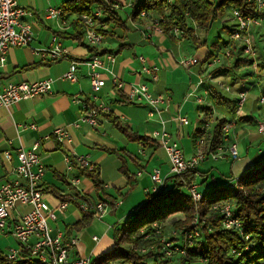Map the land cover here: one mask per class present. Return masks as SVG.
<instances>
[{
    "label": "crops",
    "instance_id": "crops-1",
    "mask_svg": "<svg viewBox=\"0 0 264 264\" xmlns=\"http://www.w3.org/2000/svg\"><path fill=\"white\" fill-rule=\"evenodd\" d=\"M53 1L19 0V5L31 13L26 20L34 26L35 36L32 46L47 45L56 35L55 31H62L65 33L58 36V39L65 49L66 56L54 61L35 54L30 47H12L9 50L6 64L0 68V78L4 83L33 82L53 78L54 84L52 93L23 99L9 107H0V185L8 181H21L13 172L16 160H8L5 152H16L21 147H29L39 142V153L46 167L42 187L47 202L51 206H57L64 196H73L76 192L86 194L97 201L100 195L93 181L85 176L78 166L72 164L69 168L66 160L67 155H87L99 169L100 180L105 184L104 194L115 200V204L110 206L103 218L94 217L86 227L78 230L74 226L82 220V212L71 203L56 221H52V227L53 234H62L65 241L71 238L77 239L70 250L71 258L89 256L94 260L114 248V225L132 219L135 211L145 202L147 190L153 186L151 178L153 171L161 170L167 186H170L174 180L168 179L172 176L169 173L170 162L163 147L154 140L143 146L138 141L128 139L115 126L112 120L114 117L126 124L134 134L151 139L153 131L162 127L158 116L155 119H148L150 107L147 103L130 102L126 92L115 87L113 75L108 71L101 72L106 84L97 95L98 103L104 102L111 107L110 115H102L97 127L87 122H80L75 126L81 115V106L73 101V96L82 93L83 97H90L93 92L87 75L88 68L84 63L92 53L85 38L83 43H79L70 35L69 24L76 18L75 14L65 17L66 22L62 23L63 29L59 25V20L46 16L49 7L62 8L63 3L56 7ZM114 1L115 4L125 6L124 11L119 12L123 20L128 19L126 27L112 28L113 35L105 37L104 44L98 49L115 52L117 60L113 65V71L126 83L127 90L133 84L146 83L155 95L164 93L171 96L170 108L162 117L166 120V129L179 142H183L186 138L192 140V151L190 150L189 153H186L181 145L186 157H190L195 153V140L200 136V130L204 129L205 119L202 120L200 113L205 115L208 108H214L210 103L204 105L205 102H197L195 97V94L204 95L206 90H211V82L199 84V80L207 73V66L212 64V59L207 58L210 51L196 47L197 56L194 57L198 59V63L190 69H184L179 65V60L191 53L193 55L194 51L190 45L183 43L187 39L163 30L150 29L148 21L144 18L130 19L132 8L129 4L133 0ZM200 53L203 58L198 57ZM140 55L146 58L148 65L159 66L157 81L142 71L143 63L139 60ZM71 68H74L78 81L62 80L61 76ZM206 99L211 100L210 96ZM257 104L261 106L258 100ZM218 109L223 111V117H233L225 106H218ZM196 110L199 112V118L192 128L190 118ZM178 114L186 116L188 123L179 125L174 118ZM244 116L255 118L252 113ZM247 123L241 121L232 126L231 138H236L239 142V150L243 149V144L237 138V130L233 131V127L239 130L245 128L247 133L252 134L250 130L252 127ZM31 124L36 127L30 128ZM24 125L27 127L23 128ZM57 128L67 131L68 138L62 143L54 134ZM256 136L249 138L251 145ZM249 149L247 147V154ZM259 152L264 150L259 149ZM227 160L232 159L229 157L222 159V161ZM123 167L134 177L133 183H129L128 177L122 170ZM197 169L201 172L209 171L206 181H200L201 178L196 181L207 191L214 188L215 184L224 185L231 180L227 178L228 176L220 175L213 165L205 170L200 166ZM212 176L217 183L212 180ZM231 177L234 178L232 175ZM28 210L27 206H19L13 211V216L17 217ZM169 219H184V215L180 212L175 213L167 220ZM94 236L98 239L95 240ZM18 247L14 236L0 229V251L7 254L11 249ZM118 261L120 260L110 264H116Z\"/></svg>",
    "mask_w": 264,
    "mask_h": 264
},
{
    "label": "built area",
    "instance_id": "built-area-1",
    "mask_svg": "<svg viewBox=\"0 0 264 264\" xmlns=\"http://www.w3.org/2000/svg\"><path fill=\"white\" fill-rule=\"evenodd\" d=\"M250 1L255 4V15L245 16L238 9L232 10L231 20L234 29L232 38L239 39L241 46L244 47L245 54L253 60L252 71L257 73L259 61L257 60L255 50L257 37L254 30L264 25V0ZM129 5L131 6V4ZM115 7L119 11H124L125 6L115 4ZM30 14L26 8L19 5V0H0V68L5 66L8 52L12 47H30L35 54L54 61L66 56L65 49L62 47L58 35H54L47 45L41 47L32 46L35 36L34 26L26 20V17ZM46 16L48 18H56L60 21V27L64 28L62 23L65 24L66 21L63 15V8L49 7L46 11ZM101 16L102 12L98 10L93 11L92 14L83 13L80 16V20L85 25V40L91 46L100 47L105 42V37L96 30L97 20ZM141 17L147 18L149 15L146 11H143ZM148 24L150 29L162 30L158 19H151ZM174 31L178 33L179 29L175 28ZM229 54L227 53V55ZM116 60V55L107 50L104 54L92 56L84 61L88 68L87 75L90 79L93 92L90 97H83L82 93H77L73 96V101L81 106V115L75 126H78L80 122H87L91 126L97 127L100 117L111 112L109 105L104 102L98 103L99 97L97 92L106 84L105 80L101 77V72L105 70L113 75L115 87L125 91L130 102H145L149 105L148 119H155L158 116L162 127L153 131V138L164 148L169 158V173L171 175L181 176L185 172L197 168L207 159L222 160L229 157L232 160H239L243 157L239 150V142L236 138H231L232 126L235 124L234 121L228 122L223 126L224 143L220 144L216 150L210 151L205 149L206 138L205 135H202L195 140V153L190 157H186L179 140L174 138L171 132L166 129V120L162 117L163 113L167 112L170 108L171 96L164 93L155 95L146 83L133 84L127 90L126 83L113 71V65L116 63ZM139 60L143 63L142 71L148 74L154 81H157L160 71L159 66L148 65L143 55L139 56ZM213 62H219V59L215 58ZM178 63L182 67L190 69L198 63V59L194 56L185 57L180 59ZM61 79L76 82L78 81V76L74 68H71V70L61 76ZM216 79L211 75H205L199 80V84L211 82L223 88L226 92L232 91L231 86L226 85L222 80L216 81ZM53 84V78L33 82L20 81L9 83H4L0 78V107H9L23 99L52 93ZM249 91L247 83L241 81L239 91L237 92L235 119L242 115L244 106L248 100ZM209 94L208 90L204 92V95L195 94L197 102L203 103ZM258 103L264 105V93L258 98ZM174 118L181 126L188 123L187 117L181 114L176 115ZM25 127L27 126L24 125L23 128ZM29 127L35 128L36 125L31 124ZM203 127L205 131H208L209 120L204 123ZM257 133L264 137V117L257 121ZM54 134L60 143L68 138L67 131L63 128H57ZM39 149L40 143L35 142L29 147H21L16 152H5L8 160H16L13 172L21 180L8 181L0 185V229L3 232H10L19 245L17 249H11L7 255L10 259H17L21 251L24 248H28L31 256L42 264H92L93 259L89 256L75 259L70 257V250L76 244L77 239L71 238L69 241H65L62 234H53L52 221H56L59 215L71 203L69 201H61L57 206H51L47 202L45 191L42 188L46 167ZM66 160L69 168L72 167V164L81 169L94 167V164L87 155H67ZM151 178L153 186L147 190V193H158L165 183L161 170L155 169ZM211 178L217 183L213 176ZM181 182L184 183L192 200L196 204L201 202L207 190L202 189L200 184L195 181L187 184L182 179ZM226 184L230 189L241 188L239 177H234ZM245 193L248 194L247 192ZM72 199L80 203V209L89 211L94 214V217L98 218H103L110 208V204L106 201L98 200L91 204L81 199L78 194H74ZM19 206H27L29 210L14 217L13 211L18 209ZM215 213L221 216V224L224 229L238 232L249 243L243 250H239L238 248L231 249L230 254L234 258L242 260L237 264H264V257L256 259L252 263L245 257V254L251 250L253 244L250 243L251 234L247 231L248 226L238 216L235 205L229 200L219 201L209 211L210 215ZM204 222L205 218L200 219L196 215L191 223V229L178 228L172 225L167 226L165 222H155L152 224L154 232L152 235H150L149 231L144 233V230H142L141 232L144 233L143 240L153 238L160 245V251L166 257H184L189 254V250L194 249L198 240H202V224ZM249 226H253V223L251 222ZM93 238L95 240L98 239L97 236ZM155 245V243L150 245H137L135 243L131 244L130 248L141 254H145L151 250H157L158 248ZM201 262L207 264L208 260L204 259ZM116 264L124 263L118 261Z\"/></svg>",
    "mask_w": 264,
    "mask_h": 264
},
{
    "label": "trees",
    "instance_id": "trees-1",
    "mask_svg": "<svg viewBox=\"0 0 264 264\" xmlns=\"http://www.w3.org/2000/svg\"><path fill=\"white\" fill-rule=\"evenodd\" d=\"M229 7H232V10H240L245 16L256 14L255 4L250 0H133L131 2L132 12L129 18L133 20L143 18L141 17V13L146 11L149 17L144 19L148 22L151 19H158L164 32L175 35L174 29L178 28L181 38L192 40V42L196 43V28L208 30L215 20L224 16L226 9ZM62 8L64 17L68 18L69 14L76 15V18L70 22L69 26L71 28V37L79 43H83L85 38V25L80 20V16L83 13L92 14L93 11L97 10L102 12V16L97 20L96 30L104 37L113 35L111 29L114 27L125 28L128 20H123L121 18L119 10L115 7L114 0H67L62 4ZM166 8L170 10L169 14H166ZM195 25L197 27H195ZM63 33L65 32L55 31V34L58 36H61ZM241 47L242 46H240V48ZM88 48L92 53L91 57L104 54L107 51L105 49L100 50L98 47L89 44ZM112 53L115 54V52ZM237 60L244 61L248 64L247 66L252 68L253 60L251 57H238ZM259 63V65H261V62ZM218 70L217 68L208 75L212 74L215 78L223 77V75H221L222 73L217 72ZM251 72L253 71L251 70ZM247 82L250 84L247 85L251 90V86L253 84L257 85L260 81H258V78H254ZM210 86V98L213 99L217 106H225L228 112L233 114L234 117V119L233 117L218 118L212 130H200V136L205 135L206 138L205 149L214 151L220 144L224 143L223 126L233 121L236 124L240 119H243L244 115L242 114L237 118L238 120L235 121L238 97L230 98L222 94L220 90L222 88L215 84H211ZM236 89L235 92H238L239 87ZM231 90H233V87ZM211 110V107L208 108V111ZM110 113L107 115L109 116ZM206 116L207 115H205V120H208ZM231 119L233 120L231 121ZM112 120L115 126L120 129L128 139L138 141L143 146L151 140L156 142L154 138L151 139L150 137L134 134L129 127L119 121L118 118L114 117ZM257 121L258 119L255 124L256 128ZM197 168L189 170L181 176L172 175L168 178L174 180L170 186L164 183L162 189L158 193H147L145 202L135 211L132 219L122 224L114 225V248L109 252L99 255L93 260L92 264H107L117 260L122 261L124 264H203L201 261L204 259L208 260L207 264H237L241 259L234 258V256L230 254L231 249L238 248L239 250H243L249 243H247L238 232L224 229L221 224L222 218L219 214H209L211 207L215 203L226 200L231 201L235 205L238 216L242 218L244 224L248 226L247 231L251 234L250 243H252L253 246L251 250L245 254V257L251 263L256 259L263 258L264 160L257 162L253 169L239 177V185L241 188L230 189L227 184H215V187L209 189L198 204L192 200L184 183L181 182V180L184 179V181L189 184L193 181L196 182L198 178H201L200 181H206L209 171L201 172ZM79 169L85 176L93 181L100 195V199L98 200L106 201L110 206L115 204V200L104 194L105 184L100 180L97 165H94L93 168ZM122 170L128 177L129 183H133L134 177L132 174L126 171L124 167ZM227 178L233 179L231 176ZM75 194H78L81 199L91 204L96 201L86 194L80 192H76ZM62 201H69L80 209V203L77 200H73L70 195L64 196ZM80 210L82 212V220L74 226L78 230L86 227L91 219L94 218L93 213L82 209ZM179 212L183 213L184 219L177 220L172 224V226L178 228L191 229V223L196 215H198L200 219L205 218V222L202 224V240L197 241L196 246L194 249L189 250L187 256L166 257V255L160 251V245L153 238H150V240H143V236L147 231L151 233L150 235L154 233L152 229L153 223L165 222L171 215ZM251 222L253 226H249ZM68 229L70 230V227H68ZM142 230H144V233L141 232ZM135 243L137 245H150L155 243L158 249L141 254L130 248V245ZM0 264L42 263L31 256L28 248H24L17 259H10L7 254L0 251Z\"/></svg>",
    "mask_w": 264,
    "mask_h": 264
},
{
    "label": "rangeland",
    "instance_id": "rangeland-1",
    "mask_svg": "<svg viewBox=\"0 0 264 264\" xmlns=\"http://www.w3.org/2000/svg\"><path fill=\"white\" fill-rule=\"evenodd\" d=\"M65 1L67 0H54L53 4L57 7L58 5L64 3ZM129 1L130 0H127V2ZM169 13L170 10L166 8V14ZM231 18H232V7H229L226 9V13L224 14V16L221 17L220 19L215 20L208 30L202 28H196L195 30L196 43L188 39L184 40L183 43L185 45H190V47L194 50L193 55L191 53V55H187V57H193L194 55L197 54L195 50L196 47L198 48L202 47L203 50L207 49L208 51H210L207 54L208 55L207 58L209 57L212 59L211 60L212 64L207 66L208 70L205 75L207 76L213 70H216L218 68L219 70L217 72L222 73L221 75H223V77L217 78L216 81L222 80L223 82H225L226 85L233 87V90L231 92H226L223 88L220 89L222 94L226 96L236 97L235 91L237 90L236 88L241 85V81H245L247 84H249L247 81L252 80L254 78L255 79L258 78V81H260L257 85L253 84L251 86L252 89L248 92V100L243 110V115L247 113H252V115L255 118H248L243 116V119L239 120L240 122L241 121L248 122L247 124L250 125V127H252L250 129L252 130V134L247 133L245 128L243 130L241 129L239 130V128L234 129L233 127V131L237 130L236 133L237 138L243 144V149L240 148L241 149L240 151H241V155L244 157L239 161H233V160L218 161V160L208 159L205 161V163L202 162L199 165L200 168L203 170L207 169L208 166L210 167V165H213L215 168H217L216 170L219 172L220 175L222 176L232 175L237 178L247 173L251 169H253L257 162L264 160V152L261 153L259 152V149L264 150V141H263L264 137L256 132V127H255L256 120L264 117V105L258 106L257 104L258 98L261 96V94L264 93V25L254 30V33L256 34L257 37L256 47H255L257 53V60L261 62V65H258V72L255 73L254 75V73L251 72L252 68L247 66L248 65L247 63H245L242 60H237L238 57L242 58V57H246L247 55L244 52V47L242 46L240 48L241 43L239 39L232 38V33L234 32V29ZM195 27L197 26L195 25ZM174 33L175 35L181 37L179 32L176 33L174 31ZM227 53L230 54L227 55ZM198 57L203 58V55L200 53ZM215 58L219 59V62H213V59ZM204 102H205L204 105L210 103L211 105L214 106V108L211 107L212 109L211 111H208L205 114L207 115L206 117H208L209 120V130H212V128L216 123V119L223 117L224 114L223 111L218 109V106L214 103L213 99L211 100L204 99ZM198 114L199 112L197 110L192 113V116L190 118L191 119L190 127L193 128L194 123H196V120L199 118ZM200 114L202 120H204L205 119L204 113H200ZM232 120L233 119H231V121ZM206 121L207 120H205V122ZM256 134L258 136H256ZM254 135L256 137H254V141L252 142L251 145L249 138H251ZM180 142L183 148L185 149L186 153H189L190 150L192 151L193 142L191 139L186 138L183 142L182 141ZM255 142L256 144H254ZM247 147L250 148L248 154H247ZM175 221L177 220L169 219L165 222V224L167 226H170Z\"/></svg>",
    "mask_w": 264,
    "mask_h": 264
}]
</instances>
